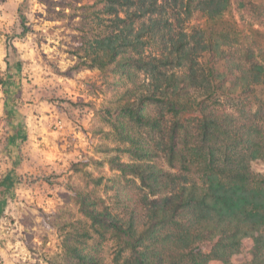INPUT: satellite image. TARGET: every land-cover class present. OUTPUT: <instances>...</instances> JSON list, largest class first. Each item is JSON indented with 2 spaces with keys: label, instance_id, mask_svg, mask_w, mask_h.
<instances>
[{
  "label": "trees",
  "instance_id": "16d2710c",
  "mask_svg": "<svg viewBox=\"0 0 264 264\" xmlns=\"http://www.w3.org/2000/svg\"><path fill=\"white\" fill-rule=\"evenodd\" d=\"M79 32L72 57L110 78L108 123L129 162L92 180L110 201L75 190L90 226L68 232V264H107L109 240L111 264H264V176L252 168L264 161V0H99ZM20 70L9 66L7 93ZM24 118L8 106L0 222L22 185Z\"/></svg>",
  "mask_w": 264,
  "mask_h": 264
},
{
  "label": "rangeland",
  "instance_id": "374dc122",
  "mask_svg": "<svg viewBox=\"0 0 264 264\" xmlns=\"http://www.w3.org/2000/svg\"><path fill=\"white\" fill-rule=\"evenodd\" d=\"M98 1L28 0L23 14L30 31L24 37L19 10L25 0H0V179L13 164L8 106L25 116L28 134L16 169L22 185L0 222V264H68V232L90 226L76 205L75 190H95L110 201L111 193L92 180L119 174L111 168L112 159L129 162L108 123L107 109L114 107L110 78L99 70L78 69L79 60L72 57L79 28ZM227 17L243 28L251 21L234 8ZM203 21L196 14L191 24ZM14 63L21 70L16 87L7 93ZM58 122L65 124L63 130ZM252 168L264 176V161ZM101 248L102 258L111 264L115 242Z\"/></svg>",
  "mask_w": 264,
  "mask_h": 264
},
{
  "label": "built area",
  "instance_id": "2783aa9c",
  "mask_svg": "<svg viewBox=\"0 0 264 264\" xmlns=\"http://www.w3.org/2000/svg\"><path fill=\"white\" fill-rule=\"evenodd\" d=\"M56 127H57L58 129H60V130H63V129H64V126H63L62 122H58V123L56 124ZM74 134H77V131H75ZM6 231H7V233H10V229L6 228Z\"/></svg>",
  "mask_w": 264,
  "mask_h": 264
},
{
  "label": "crops",
  "instance_id": "0c3cea01",
  "mask_svg": "<svg viewBox=\"0 0 264 264\" xmlns=\"http://www.w3.org/2000/svg\"><path fill=\"white\" fill-rule=\"evenodd\" d=\"M62 124H63V126L65 125L63 122H62ZM61 147H62V148H66V145H62ZM17 175H18V174H17ZM20 186H21V185H20ZM20 186H19V187H20Z\"/></svg>",
  "mask_w": 264,
  "mask_h": 264
}]
</instances>
